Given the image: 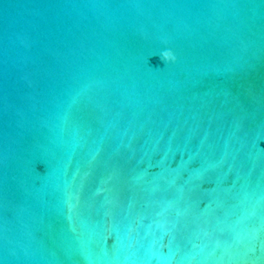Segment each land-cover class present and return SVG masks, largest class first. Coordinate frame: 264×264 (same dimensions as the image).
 Masks as SVG:
<instances>
[{"label": "water", "instance_id": "95a60500", "mask_svg": "<svg viewBox=\"0 0 264 264\" xmlns=\"http://www.w3.org/2000/svg\"><path fill=\"white\" fill-rule=\"evenodd\" d=\"M0 264H264V0H0Z\"/></svg>", "mask_w": 264, "mask_h": 264}, {"label": "clouds", "instance_id": "9594fccd", "mask_svg": "<svg viewBox=\"0 0 264 264\" xmlns=\"http://www.w3.org/2000/svg\"><path fill=\"white\" fill-rule=\"evenodd\" d=\"M160 59L163 63L167 64V63H174L176 57L171 51H164L161 54Z\"/></svg>", "mask_w": 264, "mask_h": 264}]
</instances>
